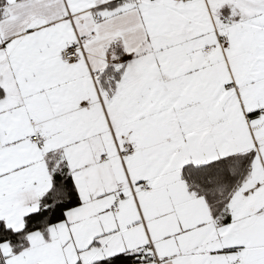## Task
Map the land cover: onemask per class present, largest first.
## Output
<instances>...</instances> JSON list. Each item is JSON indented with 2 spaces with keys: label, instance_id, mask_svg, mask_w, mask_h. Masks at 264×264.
Instances as JSON below:
<instances>
[{
  "label": "snow or ice",
  "instance_id": "obj_1",
  "mask_svg": "<svg viewBox=\"0 0 264 264\" xmlns=\"http://www.w3.org/2000/svg\"><path fill=\"white\" fill-rule=\"evenodd\" d=\"M0 264H264V0H0Z\"/></svg>",
  "mask_w": 264,
  "mask_h": 264
}]
</instances>
